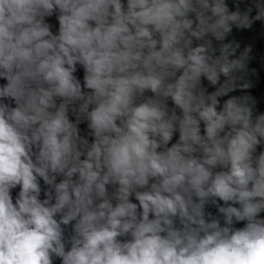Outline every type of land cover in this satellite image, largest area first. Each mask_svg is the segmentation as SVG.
Here are the masks:
<instances>
[{
	"label": "clouds",
	"instance_id": "obj_1",
	"mask_svg": "<svg viewBox=\"0 0 264 264\" xmlns=\"http://www.w3.org/2000/svg\"><path fill=\"white\" fill-rule=\"evenodd\" d=\"M256 22L264 0H0V264H264V112L228 39Z\"/></svg>",
	"mask_w": 264,
	"mask_h": 264
},
{
	"label": "water",
	"instance_id": "obj_2",
	"mask_svg": "<svg viewBox=\"0 0 264 264\" xmlns=\"http://www.w3.org/2000/svg\"><path fill=\"white\" fill-rule=\"evenodd\" d=\"M227 2L229 6L232 7L233 0H227ZM241 7L243 8L244 4H241ZM228 39H234L240 44L238 54L239 51H243L246 46L251 47L250 56L252 59L249 63L250 71L245 75V82L250 81L252 87L246 89V93L253 97L257 111L264 112V24L256 22L253 27L248 30H236L234 28ZM251 70H255V74H252ZM78 75L82 79V70L78 72ZM242 94L245 93L239 91L232 93V95ZM81 127H84V125H81ZM213 211L215 210L213 209Z\"/></svg>",
	"mask_w": 264,
	"mask_h": 264
}]
</instances>
